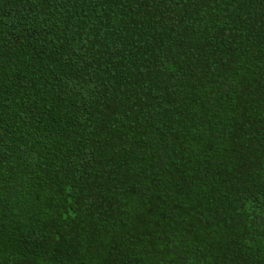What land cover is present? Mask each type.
Returning a JSON list of instances; mask_svg holds the SVG:
<instances>
[{
  "label": "trees",
  "instance_id": "obj_1",
  "mask_svg": "<svg viewBox=\"0 0 264 264\" xmlns=\"http://www.w3.org/2000/svg\"><path fill=\"white\" fill-rule=\"evenodd\" d=\"M0 264H264V0H0Z\"/></svg>",
  "mask_w": 264,
  "mask_h": 264
}]
</instances>
